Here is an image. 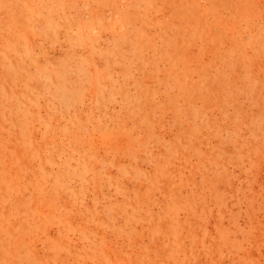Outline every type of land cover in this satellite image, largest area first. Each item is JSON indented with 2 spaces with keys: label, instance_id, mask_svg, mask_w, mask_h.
I'll return each mask as SVG.
<instances>
[{
  "label": "rangeland",
  "instance_id": "374dc122",
  "mask_svg": "<svg viewBox=\"0 0 264 264\" xmlns=\"http://www.w3.org/2000/svg\"><path fill=\"white\" fill-rule=\"evenodd\" d=\"M0 264H264V0H0Z\"/></svg>",
  "mask_w": 264,
  "mask_h": 264
}]
</instances>
